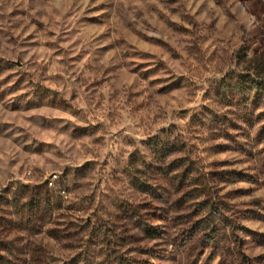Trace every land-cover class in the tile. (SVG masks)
I'll use <instances>...</instances> for the list:
<instances>
[{
  "label": "rangeland",
  "instance_id": "374dc122",
  "mask_svg": "<svg viewBox=\"0 0 264 264\" xmlns=\"http://www.w3.org/2000/svg\"><path fill=\"white\" fill-rule=\"evenodd\" d=\"M0 264H264V0H0Z\"/></svg>",
  "mask_w": 264,
  "mask_h": 264
}]
</instances>
